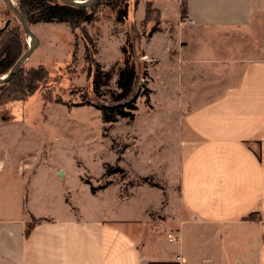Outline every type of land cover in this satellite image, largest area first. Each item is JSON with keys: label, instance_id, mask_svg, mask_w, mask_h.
Here are the masks:
<instances>
[{"label": "crops", "instance_id": "crops-1", "mask_svg": "<svg viewBox=\"0 0 264 264\" xmlns=\"http://www.w3.org/2000/svg\"><path fill=\"white\" fill-rule=\"evenodd\" d=\"M184 1V17L174 0H138L128 15L158 10V30L137 43L150 68L166 63L179 103L175 168L157 165L168 199L113 184L89 197L122 213L81 212L63 196V213L46 212L30 203L33 153L13 167L2 142L19 122L0 120V264H264V0ZM157 210L167 219L152 222Z\"/></svg>", "mask_w": 264, "mask_h": 264}, {"label": "rangeland", "instance_id": "rangeland-1", "mask_svg": "<svg viewBox=\"0 0 264 264\" xmlns=\"http://www.w3.org/2000/svg\"><path fill=\"white\" fill-rule=\"evenodd\" d=\"M12 1L17 7V0ZM125 1L128 11L132 12L135 0H122L124 4ZM113 3L98 0L95 19L73 30L60 22L29 24L38 43L23 66L42 64L49 71V81L26 100L0 106V120L19 122L12 134L5 130L1 133L3 145H11L12 153H17L13 167H21L24 160H31L33 153L34 176L29 187L34 188V196L30 203L46 212L63 213V196L71 209H76L78 204L81 212L122 213L126 208L123 203L113 204L111 199L96 202L89 197V193L95 194L113 184L121 196L129 187L147 184L163 191V203L168 199L163 171L157 165L163 159L170 169L175 168L179 103L171 87L172 80L164 72L165 62L161 64V73L158 67L150 68L149 62L140 56L148 72V77L139 79L140 90L148 87L152 92L148 101L145 95L138 97V108L132 120L120 118L114 123H105L100 111L92 105H65L53 100L44 105L41 96L45 91L72 103L78 101L82 93H87L94 99L91 78H88L89 62L85 59L86 46L92 62L98 61L106 68L122 60L120 49L125 43L132 42L134 54L140 55L138 39L146 37L154 21L137 22L132 15L117 21ZM1 17L0 28L6 20H10V25L17 23L4 3ZM84 31L89 36L87 41ZM27 37L23 38L26 46L22 52L27 49ZM115 79L116 76L111 80L112 89L116 88ZM115 165L122 171L106 172L109 166ZM27 176L25 174V178ZM92 186L95 191L91 190ZM150 215L152 222L167 219L160 210Z\"/></svg>", "mask_w": 264, "mask_h": 264}, {"label": "trees", "instance_id": "trees-1", "mask_svg": "<svg viewBox=\"0 0 264 264\" xmlns=\"http://www.w3.org/2000/svg\"><path fill=\"white\" fill-rule=\"evenodd\" d=\"M111 1L114 2L112 9L116 10V20L120 22L126 20L129 13L127 2L125 1L124 4L122 0ZM97 2L98 0L86 8L71 5L61 0H17V9L28 25L36 22H60L67 24L73 30L83 23H89L95 19L94 9ZM137 3L138 0H135L134 8ZM8 9L10 10L9 7ZM10 12L13 14L11 10ZM180 13L181 17L185 16L184 0L180 6ZM13 15L17 23L10 25L9 20L7 25L0 28V76L8 73L17 59L28 49L27 45V49L22 52V48L26 46L23 38L27 34L17 16ZM143 21H154V24L146 33V37L151 36L153 32L158 30L159 13L156 8L152 7L150 2L146 3ZM84 38L86 41L89 38L86 31H84ZM120 52L122 60L115 61L109 68H106L98 61L92 62L91 54L86 46L85 59L89 62L88 78H91L90 84L94 99L87 93H82L78 101L70 103L68 100L43 91L41 96L44 105H47L51 100L65 105H92L100 111L102 121L105 123H114L120 118L132 120L138 108V97L145 95L146 101L149 100L151 90L148 87H143V90H140L141 84L139 83V79L148 77V72L146 66L140 60L142 51L139 56L135 55L132 42L122 45ZM49 76V71L42 64L29 68H24L23 63L20 64L9 79L0 84V106L11 101L26 100L49 81ZM114 76H116V88L112 89L110 85ZM71 94H73V91H71ZM121 171L122 168L118 165L109 166L106 170L107 173ZM91 190L95 191L96 188L92 186ZM35 222L36 220L32 219L26 224V234L32 229Z\"/></svg>", "mask_w": 264, "mask_h": 264}, {"label": "water", "instance_id": "water-1", "mask_svg": "<svg viewBox=\"0 0 264 264\" xmlns=\"http://www.w3.org/2000/svg\"><path fill=\"white\" fill-rule=\"evenodd\" d=\"M65 3L75 5V6H82V7H90L92 4H94L97 0H61ZM3 2L10 8V10L15 14L23 28V30L26 32L27 36L30 38V42L28 43V49L26 52H24L14 63L12 68L8 73H6L3 76H0V84L3 82H6L9 77L16 71L17 67L22 64L32 53L35 46L38 43L36 35L32 32L30 29V26L26 22L25 18L22 16V14L19 12L17 7L15 6L14 2L12 0H3ZM9 23V20H6L4 25H7Z\"/></svg>", "mask_w": 264, "mask_h": 264}, {"label": "built area", "instance_id": "built-area-1", "mask_svg": "<svg viewBox=\"0 0 264 264\" xmlns=\"http://www.w3.org/2000/svg\"><path fill=\"white\" fill-rule=\"evenodd\" d=\"M174 1L182 3L183 0H174ZM185 22H189V21L186 20ZM168 240L169 241H176V240H178V237L177 236H173L172 234H168Z\"/></svg>", "mask_w": 264, "mask_h": 264}, {"label": "bare ground", "instance_id": "bare-ground-1", "mask_svg": "<svg viewBox=\"0 0 264 264\" xmlns=\"http://www.w3.org/2000/svg\"><path fill=\"white\" fill-rule=\"evenodd\" d=\"M27 40H28V42H27V43H29V42H30V38H29V37H27Z\"/></svg>", "mask_w": 264, "mask_h": 264}]
</instances>
